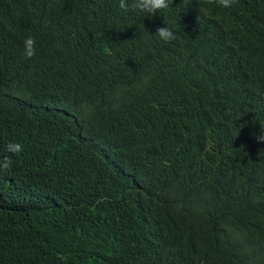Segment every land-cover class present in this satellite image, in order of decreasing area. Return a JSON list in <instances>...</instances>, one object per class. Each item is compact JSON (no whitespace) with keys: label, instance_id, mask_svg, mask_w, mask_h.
Returning a JSON list of instances; mask_svg holds the SVG:
<instances>
[{"label":"trees","instance_id":"1","mask_svg":"<svg viewBox=\"0 0 264 264\" xmlns=\"http://www.w3.org/2000/svg\"><path fill=\"white\" fill-rule=\"evenodd\" d=\"M119 4L0 0V264H264V0Z\"/></svg>","mask_w":264,"mask_h":264},{"label":"clouds","instance_id":"2","mask_svg":"<svg viewBox=\"0 0 264 264\" xmlns=\"http://www.w3.org/2000/svg\"><path fill=\"white\" fill-rule=\"evenodd\" d=\"M209 3L215 4L216 7L221 9H235L234 6L237 0H208ZM119 7L124 11H128L130 8L133 10H139L140 12H145L151 14V17L156 13L169 8V0H133L131 4L127 3L126 0H120ZM158 37L165 43H168L175 39L173 31L165 27H160L155 32ZM36 43H38V38L34 36L26 37L23 41L24 45V56L27 59H31L36 55ZM257 142H264V134L256 137ZM7 152L12 155H17L23 151L22 145L19 143L10 142L7 145ZM12 166V160L10 157H4L0 159V170L10 169Z\"/></svg>","mask_w":264,"mask_h":264}]
</instances>
